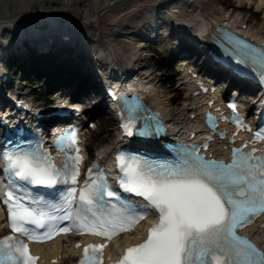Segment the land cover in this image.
Listing matches in <instances>:
<instances>
[{"label":"snow or ice","instance_id":"1","mask_svg":"<svg viewBox=\"0 0 264 264\" xmlns=\"http://www.w3.org/2000/svg\"><path fill=\"white\" fill-rule=\"evenodd\" d=\"M235 43L243 50L237 54L238 63L246 65L250 60L257 66L258 79L264 83V46ZM124 127L126 134L132 135L129 126ZM140 134L148 135L147 132ZM256 135L259 137L261 133ZM71 140V137H62L58 144ZM175 152V158L170 161H155L142 155L129 157L136 167L121 166L122 175L117 178L121 191L114 190L102 173L96 175V169H89L88 180L76 199L74 162L81 157H67L64 169L58 170L42 146L7 141L6 146L0 147V160L7 164L9 190L3 203L8 205L11 227L32 239L51 238L54 232L73 230L71 226H56L57 220L71 222L70 214L53 216L51 212L56 210V204H41L38 195H31L33 189L43 187L62 194L68 208L73 203L79 205L86 213L82 217L84 225L110 237L124 230L117 228V216L121 221L127 220L129 227L143 219V215L129 219L128 207L115 216L106 214V209L114 207L115 201L124 199L121 192H128L145 198L148 202L145 212L154 207L160 219L149 230L144 243L128 248L119 264H264V254L235 233L237 226L251 222L264 211V157L255 156V149L252 153H243L242 148H237L233 149L232 163L225 164L199 155L196 145L178 148ZM45 218L47 225L43 222ZM29 225L48 230L39 237L33 236ZM81 227L76 226L75 230L79 232ZM100 247H86L80 264H99ZM35 259L28 254V246L23 241L12 236L0 240V264L4 260L30 264Z\"/></svg>","mask_w":264,"mask_h":264},{"label":"bare ground","instance_id":"2","mask_svg":"<svg viewBox=\"0 0 264 264\" xmlns=\"http://www.w3.org/2000/svg\"><path fill=\"white\" fill-rule=\"evenodd\" d=\"M177 4V0H65L62 2L60 0H0V20L5 24L10 23L15 32L19 31L18 34L10 32L12 34L11 40L1 45L0 91L6 86H16L18 77L20 76L22 81L24 74H26L22 69L13 71V68L10 67L12 55L23 64H26L30 60V52L41 49L48 50L43 52L41 57L51 58L52 56L58 62L70 59L69 62L73 63L71 65L75 64L73 61L74 56L61 57L63 49L70 48L78 55L86 54L90 59V64L84 66L80 74L72 81H67L68 76L64 73H47V82L53 81L54 85L67 82L68 86L74 88L75 91L83 93L85 90L84 84L92 80L91 74L94 75V80L99 85H102L105 81L115 82L119 77L127 80L135 75L136 65L141 61L140 58L136 63L129 61L130 57H136L139 48L130 45L131 43L126 40L120 44L121 47L119 48L114 43L116 37L128 38L133 35L139 37L143 34L147 40H151L162 36V33L167 31L165 22L155 21V18L160 13L164 18L171 14L176 26L182 24L180 22L182 20L181 11H175ZM218 16L221 18L225 15L218 14ZM203 18L202 23L197 24L200 31L210 27L209 22L211 21L208 19V15H203ZM128 29L133 30L125 33L124 31ZM33 30H55L64 35H70L71 38L69 43H54L51 45L55 41L46 39V37L34 38L33 35L31 37L27 36ZM37 34L42 36L41 33ZM142 41L145 40H140L139 46L143 45L144 42ZM73 42L77 43L76 46L78 45L80 51L72 49L71 44ZM147 43L149 44V42ZM26 52L29 53L28 56H25ZM100 59L102 62H99ZM99 67L102 68L101 74L97 72ZM96 86V82L91 84V90L94 93L93 98L92 96L84 98L88 104L86 110L99 118L100 122H102V119L110 120L105 128H100L101 134L106 133L101 137L102 141L105 142L109 141L112 134L114 136L115 129L112 127L111 122L113 119L109 109L106 108L107 104L92 105L93 101L98 100L100 95L96 92ZM157 94V101L168 112L166 101L163 100L159 91H157ZM135 130L139 131L140 129L136 128ZM261 242L264 243L262 240ZM57 244L56 253L52 254L50 259L57 256L61 247L66 248L68 253H73L68 244L63 246L60 242ZM46 264L51 263L47 261Z\"/></svg>","mask_w":264,"mask_h":264},{"label":"rangeland","instance_id":"3","mask_svg":"<svg viewBox=\"0 0 264 264\" xmlns=\"http://www.w3.org/2000/svg\"><path fill=\"white\" fill-rule=\"evenodd\" d=\"M247 1L248 0H196L191 9H189L191 2H190V4L186 3L184 8L181 9V12H182V15H184L187 19H196L198 17H202V14L211 15L212 13L222 11V10H224V11L229 10V12H231V9H233V11L231 13L234 16H236V18L244 19L245 23L249 24L250 28L253 31L261 32L262 35H264V12L257 14L254 11L255 9L256 10L258 9L257 6L251 10H248L247 8H245L244 12L235 10L236 6L245 5ZM132 30L133 29H128L127 31H124V32L127 33V32L132 31ZM164 32H168V30L164 31ZM133 36H129L128 38L118 36V37H116V41L114 43L120 48L121 47L120 44L126 40V41H129L131 43L130 45L135 46L136 43H139V42H137L139 38L135 35H133ZM76 44H77L76 42H73L71 44L72 49H75L76 51H80V48H78L77 47L78 45L76 46ZM146 45H148V43H146ZM176 46H178V39L172 38V37H167V38H165L164 41L157 43L156 45H153V47L150 46L149 48L145 49L144 50V56H143L144 59H142V61H140L138 63V65L143 64L146 67V69L148 70V72H150L152 74V76L156 80L155 83L157 84L156 87H157L158 91L160 92L163 100L166 101V104H167L166 106L168 107V112H169L170 117H172L173 119L179 120V117L182 116L181 114L183 113V109L185 108V106H187V103L185 102V100H186L185 97L187 96V94H186L185 89L182 88V86L178 85L179 82L177 79L176 69H175L174 65L170 64V61L167 60V58H169L171 56L172 50L174 51ZM154 47H158L159 49L156 50ZM123 50H124V48H123ZM28 54L29 53L26 52L25 56H28ZM61 54H62L61 57H64L66 55H69L70 57L78 55L76 52L72 51L70 48L63 49ZM131 58L132 57H130V59ZM162 59H165L167 61V63L163 66H166L168 69H161L159 62L162 61ZM44 60H50V59L44 58ZM69 60L70 59H67V60H64L63 62L57 63V59L52 58L51 62L56 67H58L59 65H63L64 68L71 69V67H72L71 64H73V63H70ZM169 67H173L174 70L172 68L169 69ZM13 71H15V69H13ZM23 77L24 78H22L23 80L21 81V83L24 81L27 82L28 80H25V79H27V75L24 74ZM36 79L37 78L35 76H32L30 83L33 84L34 81H36ZM39 86H42V87L38 88ZM32 87L27 86L26 90L27 91L32 90L30 93H32L33 95L34 94L35 95L36 94L47 95L46 94L47 85H45V77L44 78L41 77L40 80L37 79V82H35V84ZM35 87L37 89H35ZM92 95H94V93ZM89 96H91V95H89ZM173 97H175L176 100H175L173 106H171L170 105V99ZM92 98H93V96H92ZM92 98H91V100H92ZM90 114H92V113L88 112L86 114V116H88ZM178 114H179V116H178ZM108 121H110V120L102 119V122H100L99 118H95V122H96V125H98V128L95 131H91V139H93V141L91 142V139H90L89 143H91L92 145H96L98 150H100L102 148L110 147L113 143V134H112L111 138L109 139V141L104 142V141H102V138H101L102 135H106V133L101 134L100 128H105L106 125L109 124ZM112 125H113V123H112ZM109 127H111V126H109ZM259 237L262 241H264V235L263 234H260Z\"/></svg>","mask_w":264,"mask_h":264},{"label":"trees","instance_id":"4","mask_svg":"<svg viewBox=\"0 0 264 264\" xmlns=\"http://www.w3.org/2000/svg\"><path fill=\"white\" fill-rule=\"evenodd\" d=\"M11 65V64H10ZM161 66V65H160ZM162 69H165V67H163Z\"/></svg>","mask_w":264,"mask_h":264}]
</instances>
